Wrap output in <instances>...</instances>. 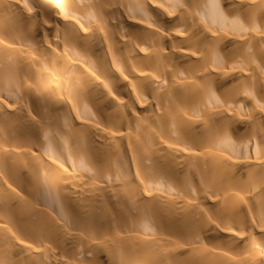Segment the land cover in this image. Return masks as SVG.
I'll return each mask as SVG.
<instances>
[{
    "label": "bare ground",
    "instance_id": "1",
    "mask_svg": "<svg viewBox=\"0 0 264 264\" xmlns=\"http://www.w3.org/2000/svg\"><path fill=\"white\" fill-rule=\"evenodd\" d=\"M0 264H264V0H0Z\"/></svg>",
    "mask_w": 264,
    "mask_h": 264
}]
</instances>
